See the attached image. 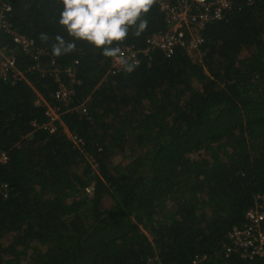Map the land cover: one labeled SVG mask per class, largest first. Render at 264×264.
Instances as JSON below:
<instances>
[{
	"label": "trees",
	"instance_id": "obj_1",
	"mask_svg": "<svg viewBox=\"0 0 264 264\" xmlns=\"http://www.w3.org/2000/svg\"><path fill=\"white\" fill-rule=\"evenodd\" d=\"M6 1L8 24L38 55L0 34L24 75L0 81V264H190L203 255V264H264L223 251L264 195V0H232L205 27L198 61L153 51L115 75L111 57L84 41L53 55L57 35L72 39L58 24L60 0ZM143 19L139 36L130 30L113 46L144 49L167 29L155 5ZM54 67L73 89L68 105L54 99ZM37 97L59 108L63 127L33 129L46 121ZM79 106L85 115L72 111Z\"/></svg>",
	"mask_w": 264,
	"mask_h": 264
},
{
	"label": "built area",
	"instance_id": "obj_2",
	"mask_svg": "<svg viewBox=\"0 0 264 264\" xmlns=\"http://www.w3.org/2000/svg\"><path fill=\"white\" fill-rule=\"evenodd\" d=\"M250 4L252 0H243ZM152 5L159 8L162 13L167 29L164 32L151 34L145 41L144 49H137L130 46H117L120 52L117 56L111 57L107 74L115 75L129 73L140 65L142 57L149 58L153 51H160L165 57H170L176 49H182L190 56L198 54L199 47L203 44V31L205 27L215 21L221 20L225 13L232 9V0H153ZM11 12V6L6 0H0V34L10 36L11 42L19 51L37 56L34 51L32 40L16 33L7 22ZM150 59V58H149ZM15 50L0 47V81L20 82L24 79L23 73L16 68ZM41 71V70H40ZM69 83L73 85L76 81L71 69L65 70ZM54 81L58 83V89L54 93L55 101L68 105L73 89L60 81L59 70L54 67L50 71ZM36 106L44 109L46 121L41 125L32 122L33 129H42L50 133L55 131L56 124H61L60 111L58 107L50 106L42 98L37 97ZM81 115L86 114L84 106L72 109ZM60 126L63 127V124ZM67 137L75 144H80V139L64 129ZM7 162L6 154L0 155V165ZM7 185L0 183V196L7 197ZM91 187L84 192L90 194ZM244 224L241 227H234L227 234V242L223 246L226 256L236 254L242 259H264V195L255 198L254 205L249 208L243 217ZM206 256H196L190 264H203ZM147 264H161L156 257L147 260Z\"/></svg>",
	"mask_w": 264,
	"mask_h": 264
},
{
	"label": "clouds",
	"instance_id": "obj_3",
	"mask_svg": "<svg viewBox=\"0 0 264 264\" xmlns=\"http://www.w3.org/2000/svg\"><path fill=\"white\" fill-rule=\"evenodd\" d=\"M62 5L58 24L71 37L66 40L57 35L52 46L55 56L76 48L84 41L98 49L103 56L115 57L120 48L113 46L126 39L130 30L139 36L146 28L143 14L148 13L153 0H60ZM40 39L47 41L46 34Z\"/></svg>",
	"mask_w": 264,
	"mask_h": 264
},
{
	"label": "rangeland",
	"instance_id": "obj_4",
	"mask_svg": "<svg viewBox=\"0 0 264 264\" xmlns=\"http://www.w3.org/2000/svg\"><path fill=\"white\" fill-rule=\"evenodd\" d=\"M191 57L193 58V60L198 61L197 55H194V56H191Z\"/></svg>",
	"mask_w": 264,
	"mask_h": 264
}]
</instances>
